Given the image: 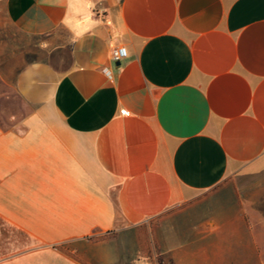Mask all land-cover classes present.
I'll list each match as a JSON object with an SVG mask.
<instances>
[{"label":"crops","instance_id":"0c3cea01","mask_svg":"<svg viewBox=\"0 0 264 264\" xmlns=\"http://www.w3.org/2000/svg\"><path fill=\"white\" fill-rule=\"evenodd\" d=\"M14 97L0 264H264V0H0Z\"/></svg>","mask_w":264,"mask_h":264},{"label":"rangeland","instance_id":"374dc122","mask_svg":"<svg viewBox=\"0 0 264 264\" xmlns=\"http://www.w3.org/2000/svg\"><path fill=\"white\" fill-rule=\"evenodd\" d=\"M5 110L0 113V115H4L3 118H0V121L5 125H11L14 122V117L21 118L22 115L25 114V108L20 102H16L15 97L11 102L4 103ZM8 116V117H6Z\"/></svg>","mask_w":264,"mask_h":264},{"label":"built area","instance_id":"2783aa9c","mask_svg":"<svg viewBox=\"0 0 264 264\" xmlns=\"http://www.w3.org/2000/svg\"><path fill=\"white\" fill-rule=\"evenodd\" d=\"M128 57V50L126 47H117L112 52L113 61L120 63Z\"/></svg>","mask_w":264,"mask_h":264}]
</instances>
